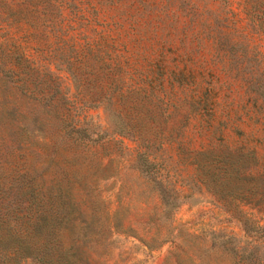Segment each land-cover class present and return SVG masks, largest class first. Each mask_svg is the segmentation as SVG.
Wrapping results in <instances>:
<instances>
[{"label":"rangeland","instance_id":"rangeland-1","mask_svg":"<svg viewBox=\"0 0 264 264\" xmlns=\"http://www.w3.org/2000/svg\"><path fill=\"white\" fill-rule=\"evenodd\" d=\"M0 199L7 264H264V0H0Z\"/></svg>","mask_w":264,"mask_h":264},{"label":"trees","instance_id":"trees-1","mask_svg":"<svg viewBox=\"0 0 264 264\" xmlns=\"http://www.w3.org/2000/svg\"><path fill=\"white\" fill-rule=\"evenodd\" d=\"M2 203L0 199V264H7V250L9 249L10 243H12L11 221H12V210L11 208ZM14 214V211H13ZM14 217V216H13ZM66 259V264H70L69 260ZM38 264H51V261L46 260L45 256L40 258Z\"/></svg>","mask_w":264,"mask_h":264}]
</instances>
